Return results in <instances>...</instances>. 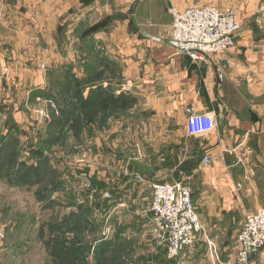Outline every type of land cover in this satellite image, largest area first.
<instances>
[{
  "label": "crops",
  "instance_id": "1",
  "mask_svg": "<svg viewBox=\"0 0 264 264\" xmlns=\"http://www.w3.org/2000/svg\"><path fill=\"white\" fill-rule=\"evenodd\" d=\"M263 1L0 0V86L23 87L29 103L45 96L47 70L57 66L51 54L58 56L62 39L72 37L70 60L86 50L88 58L94 56L87 74L102 75L88 84L82 101L105 108L118 101L134 119L135 134L149 136L140 142L149 146V155L132 159L136 163L127 160L126 166L158 168L153 184L183 181L190 187L201 230L180 263L207 264L216 253L224 264H239L234 245L241 223L264 209V7L258 11ZM206 5L232 10L240 23L235 48L208 64L192 62L168 44L171 8ZM80 31L85 32L78 37ZM77 74L70 76L78 79ZM127 99L130 108H121ZM189 109L214 115L216 131L189 136ZM15 114L28 123L26 110ZM206 152L212 162L204 166ZM167 174L176 176L166 179ZM139 181L126 180L120 191ZM248 264H264V249Z\"/></svg>",
  "mask_w": 264,
  "mask_h": 264
},
{
  "label": "rangeland",
  "instance_id": "2",
  "mask_svg": "<svg viewBox=\"0 0 264 264\" xmlns=\"http://www.w3.org/2000/svg\"><path fill=\"white\" fill-rule=\"evenodd\" d=\"M71 39L51 54L57 66L47 70L45 96L29 103L23 87L0 86V156L7 157L0 167V264H61L68 256L69 264H181L168 258L149 211L158 168L125 164L149 155L140 144L149 136L135 134L118 101L107 109L83 103L85 88L102 75L87 74L94 56L86 50L70 60ZM44 105L47 118L35 112ZM22 109L27 124L15 118ZM131 178L140 185L121 192ZM207 264L224 263L213 253Z\"/></svg>",
  "mask_w": 264,
  "mask_h": 264
},
{
  "label": "built area",
  "instance_id": "3",
  "mask_svg": "<svg viewBox=\"0 0 264 264\" xmlns=\"http://www.w3.org/2000/svg\"><path fill=\"white\" fill-rule=\"evenodd\" d=\"M170 13L172 26L168 44L192 62L213 63L235 48L240 23L232 10L206 5L189 6L184 10L171 8ZM130 87L127 84L125 89ZM44 106L35 112L47 118L49 109ZM186 128L189 136L206 137L216 131L217 118L207 112L189 109ZM211 162L212 155L206 152L202 163L206 166ZM149 211L159 231L158 237L167 246L168 258L180 262L193 251L201 230L190 187L183 181L153 184ZM234 248L239 264H246L250 256L264 249V209L244 217Z\"/></svg>",
  "mask_w": 264,
  "mask_h": 264
},
{
  "label": "trees",
  "instance_id": "4",
  "mask_svg": "<svg viewBox=\"0 0 264 264\" xmlns=\"http://www.w3.org/2000/svg\"><path fill=\"white\" fill-rule=\"evenodd\" d=\"M84 102H86V101L84 100L83 103H84ZM131 104H132V103H131V100H128V99H127V100H125V101L123 102V104L121 105V108L124 109V108L130 106ZM3 156H4V154H3ZM3 156H2V155L0 156V157H1V159H0V160H1V162H0V167H1L2 164L5 163L6 158H7V157L4 156V158L2 159ZM66 263L69 264V256H68L67 258L62 259L61 264H66Z\"/></svg>",
  "mask_w": 264,
  "mask_h": 264
}]
</instances>
